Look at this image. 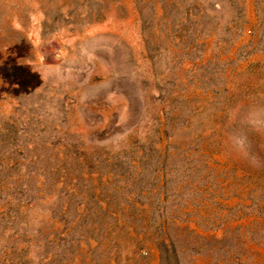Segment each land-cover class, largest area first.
Masks as SVG:
<instances>
[{
  "label": "rangeland",
  "instance_id": "374dc122",
  "mask_svg": "<svg viewBox=\"0 0 264 264\" xmlns=\"http://www.w3.org/2000/svg\"><path fill=\"white\" fill-rule=\"evenodd\" d=\"M0 264H264V0H0Z\"/></svg>",
  "mask_w": 264,
  "mask_h": 264
}]
</instances>
